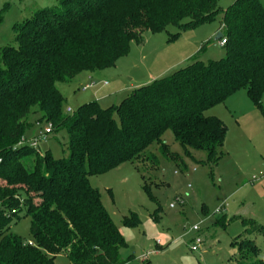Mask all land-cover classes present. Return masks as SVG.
Instances as JSON below:
<instances>
[{
    "label": "trees",
    "instance_id": "1",
    "mask_svg": "<svg viewBox=\"0 0 264 264\" xmlns=\"http://www.w3.org/2000/svg\"><path fill=\"white\" fill-rule=\"evenodd\" d=\"M219 14L225 57L205 63L192 56L117 105L93 100L72 114L63 110L57 83L114 65L145 31L194 26ZM14 33L15 45L0 49V264H55L59 254L68 264H123L125 241L87 176L126 161L154 164L153 145L167 157L166 130L186 155L198 151L215 162L226 128L204 111L238 89L264 115L259 0H232L226 9L217 0H58L16 23ZM34 114L51 132L65 130L67 158L19 143ZM19 214L30 217V242L10 230ZM133 216L123 224L137 226ZM239 218L246 232L264 235L262 225ZM238 251L235 264H264L252 240H241Z\"/></svg>",
    "mask_w": 264,
    "mask_h": 264
},
{
    "label": "rangeland",
    "instance_id": "2",
    "mask_svg": "<svg viewBox=\"0 0 264 264\" xmlns=\"http://www.w3.org/2000/svg\"><path fill=\"white\" fill-rule=\"evenodd\" d=\"M57 1L0 0V49L15 45L16 23ZM259 1L264 8V0ZM231 2L217 0L222 9ZM221 19L219 14L194 26L169 24L160 31H145L140 41L130 42L127 53L114 65L57 83L65 99L63 110L72 114L81 104L93 100L100 107L117 105L134 86L145 84L151 74L162 72L154 78L170 75L189 63L192 56L205 63L225 57L226 48L214 39ZM189 53L191 57L178 61ZM204 114L219 118L226 128L215 162H206L198 151H193L192 157L186 155L166 130L162 141L168 147L167 157L153 145L154 164L126 161L104 173L87 176L125 241L119 249L123 264H235L238 244L246 239L254 242L256 258L264 261V235L246 232L249 225L244 226L239 218L264 227V115L244 88L207 108ZM38 116H30L25 139H31L45 125L36 124ZM37 145L41 154L48 153L55 159L68 157L65 130L50 132ZM37 201L34 198L33 205ZM22 214L11 222L10 230L30 242V217ZM132 215L138 225L123 224ZM193 226L196 230L191 229ZM196 238L200 242L191 250ZM55 264H68L64 254L55 257Z\"/></svg>",
    "mask_w": 264,
    "mask_h": 264
},
{
    "label": "built area",
    "instance_id": "3",
    "mask_svg": "<svg viewBox=\"0 0 264 264\" xmlns=\"http://www.w3.org/2000/svg\"><path fill=\"white\" fill-rule=\"evenodd\" d=\"M225 42H226L225 37H221V38L217 39V44L219 46H223L225 44ZM36 124L38 125L40 123L37 122ZM44 124L45 125L41 129H39L31 139H25V137H23L20 139L19 143L27 142L29 146H31L33 148H37L38 147V145H37L38 140H45L47 138L48 134L51 132V129H52L51 124L49 122L44 123ZM263 186H264V183H263ZM191 229L196 230V226H193ZM199 242H200V240L198 238H196L193 242L191 250H195L196 246Z\"/></svg>",
    "mask_w": 264,
    "mask_h": 264
},
{
    "label": "crops",
    "instance_id": "4",
    "mask_svg": "<svg viewBox=\"0 0 264 264\" xmlns=\"http://www.w3.org/2000/svg\"><path fill=\"white\" fill-rule=\"evenodd\" d=\"M219 31V27H218V29H216V34H217V32ZM215 34V35H216ZM192 53V52H191ZM191 53H189V54H187V55H185L183 58H181L180 60H178V61H182V60H184V59H186V58H189V57H191ZM178 61L177 62H175L174 64H172V66L173 65H177V63H178ZM180 65V64H179ZM172 66H170V67H172ZM174 67H176V66H174ZM167 69V68H166ZM166 69L164 70V71H166ZM169 69V68H168ZM84 73H87V72H84ZM162 72H160V73H158L157 74V76L159 75V74H161ZM81 74H83V72L82 73H80L79 75H81ZM89 74V73H88ZM79 75H77L76 77H78ZM157 76H154L153 74H151L148 78H146V80H145V84L146 83H149L150 81H152L153 79H155L154 77H157ZM106 82V81H105ZM140 85H143L142 83L141 84H138L137 86H134L133 87V89L135 88V87H138V86H140Z\"/></svg>",
    "mask_w": 264,
    "mask_h": 264
},
{
    "label": "water",
    "instance_id": "5",
    "mask_svg": "<svg viewBox=\"0 0 264 264\" xmlns=\"http://www.w3.org/2000/svg\"><path fill=\"white\" fill-rule=\"evenodd\" d=\"M221 37V32H217V34L215 35L214 39H219Z\"/></svg>",
    "mask_w": 264,
    "mask_h": 264
}]
</instances>
